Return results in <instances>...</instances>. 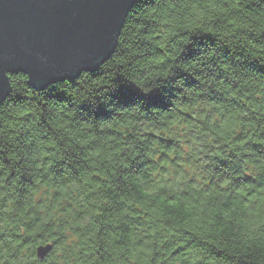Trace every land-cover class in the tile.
I'll return each instance as SVG.
<instances>
[{"label": "clouds", "instance_id": "clouds-1", "mask_svg": "<svg viewBox=\"0 0 264 264\" xmlns=\"http://www.w3.org/2000/svg\"><path fill=\"white\" fill-rule=\"evenodd\" d=\"M126 21L132 36L144 41L135 47L131 40L122 41L127 45L122 48L126 83L106 74L101 86L88 71L71 83L74 101L90 107L121 105L114 94L121 84L131 85L140 97L125 108L120 121L96 123L88 115L78 131L65 129L45 143L37 130L40 110L30 107L33 119L27 124L15 111L14 90L29 74L15 73L11 80L5 73L11 92L0 103V156L10 165L6 168L0 160V264H215L213 256L192 246L173 255L187 243V232L209 235L210 212L219 226L210 233L216 247L264 264V76L238 69L218 52L227 46L264 63V0H137ZM146 27L149 33L144 35ZM121 36L120 30L116 45ZM206 38L214 44L208 45ZM161 47L163 53H157ZM197 47L200 61L185 64L182 53ZM213 62L236 88L204 73ZM190 69L204 73L199 89L185 87L177 76L178 70ZM68 82L53 87L64 93ZM209 88L243 107L207 99ZM154 91L170 103L167 111L146 106L144 98ZM107 128L120 136H106ZM147 133L153 134L151 140ZM168 141L172 143L166 146ZM61 161L89 179L103 177L115 194L91 196L86 183H63L71 169L66 168L64 177L51 171ZM133 163L142 165L141 171L117 184L116 169ZM12 171L17 176L9 179ZM24 172L34 182L21 193L18 181ZM78 188L85 189L83 195ZM170 199L181 212L198 206L192 213L199 221L194 229L182 232L160 223L138 230L134 240L126 238L119 227L124 217L160 209ZM106 207L119 216L101 223ZM136 208L142 211L134 213ZM161 219L177 216L165 209Z\"/></svg>", "mask_w": 264, "mask_h": 264}, {"label": "trees", "instance_id": "trees-1", "mask_svg": "<svg viewBox=\"0 0 264 264\" xmlns=\"http://www.w3.org/2000/svg\"><path fill=\"white\" fill-rule=\"evenodd\" d=\"M136 4L137 2L135 5ZM130 28V22L126 21L124 26H122L121 40L117 42L115 52L107 61H105V64L101 67V69L99 67L95 72L90 73L93 75L91 79L97 81L101 86H104L106 74H110L112 79L116 82L126 83L123 78L125 52L122 50V48L126 47L127 45L122 44V41L125 39L131 40L133 47H135L136 44L143 46L144 43V41L136 39L132 36ZM148 33L149 28H144L143 34L147 35ZM208 35L211 36V34ZM156 39L159 40L160 37L157 36ZM206 39H209L206 41L208 45L211 46L214 44V40L210 38ZM156 51L157 53L162 54L164 50L163 47H161L156 49ZM218 52L220 57L230 61L238 69L256 74L258 76H264V63H261L252 57H246L243 50L233 51L227 46H222L218 49ZM201 54L200 48H189L186 52L182 53L183 62L185 64H196L200 61ZM204 73L209 76H214L217 80H223L225 83H231L233 88L237 87V84L230 80L228 74L225 71L215 68L214 62L213 67L205 69ZM204 73H202L199 69H190L186 72L178 70L177 76L181 78L185 87L199 89L201 86L199 78ZM13 74H8V78L15 80L16 77H14ZM78 77L76 79L69 80L70 82L68 83L70 87L64 93L53 87L54 84L42 89H35L28 84V79L26 77H21V79L24 80V84L19 89L14 90L17 105L15 109L17 113V119L25 124L30 123L33 119L30 107L38 108L40 110V115L37 130L41 134L40 139L46 143L48 141L55 140L56 136L65 129L70 131H78L79 123L88 115H90L91 119H93L96 123L110 124L113 121H120L121 113L125 110V108L131 107L129 104L134 103L136 99L140 97V93H138L137 90L131 85L121 84L114 94V98L117 99L121 105H113L111 107H104L102 104H94L91 107L88 105H80L73 99L72 90L74 86H71V83L75 85ZM77 83H80V81ZM9 96L10 94L7 96V98ZM206 98L215 100L218 103L226 104L229 107L233 105L237 107H243V105L239 104V102L236 100H227L214 88L208 89ZM144 99L146 100V106H158L159 110L162 112L167 111L171 107L164 95H162V93L159 91H154ZM21 113H27V115H21ZM146 116H150V113H146ZM185 116L190 118L188 113H185ZM105 135L108 137H119L120 133L116 132L112 128H107L105 130ZM146 135L150 140L153 138L152 133H147ZM18 139H21L22 142L21 137H18ZM127 140L129 142L133 140L131 134H129ZM165 143L166 146H169L172 142L168 141ZM0 160L3 161L6 168L10 165V161L6 157L0 156ZM16 167H19V162H17ZM66 168L71 169V174L66 180L63 181V183L75 182L78 185L86 183L88 184L87 191L91 196H113L115 194L113 188L103 179V177L93 176L91 179H89L86 175H84V173L79 171L76 167H73L72 164L65 165L64 161L59 162L55 167H53L51 171L56 177H64ZM141 169L142 165L138 163H133L128 169L118 168L116 169L117 175L115 177V182L119 184L123 176L139 173ZM15 176H17V173L12 171L9 174V179H12ZM81 176L84 177L83 180L80 179ZM33 182L32 176L27 172H24L22 175H20L18 183L21 186V193L26 190L25 186L32 185ZM92 189H96L97 191H92ZM84 191V188L77 189V192L81 195H83ZM115 192H121V194H123L122 190L119 188H116ZM87 198L88 197H85V199ZM197 207L198 206L196 205H190L185 207L181 212L179 211L178 202L176 200L170 199L168 200L167 204L160 209L153 208L150 212H143L142 215L124 217L125 223L120 224L119 227L124 233L127 234L126 238L130 240L135 239V235L137 234L138 230L153 228L160 223H162L165 227L176 225L180 231L186 232L188 229H194L199 223L197 217L192 214L194 210L197 209ZM165 209H168L170 214H175L177 216V220L161 219L162 215L165 213ZM141 211L142 210L139 208L133 209L134 213H140ZM109 216L114 218L118 217L119 211L114 212L111 208L106 207L100 222L103 223L104 219ZM177 221H179L178 224ZM218 230L219 226L216 224L210 212L206 225V232L209 233V235L206 236L205 233L187 232V243L181 245L180 248L175 249L173 255H180L182 254L183 248L192 246L198 249H203L208 255L213 256L215 258V264H258L256 261L244 259L238 255H233L232 250L229 248L216 247L214 243L215 237L211 236L210 233ZM224 239H227V236H225Z\"/></svg>", "mask_w": 264, "mask_h": 264}, {"label": "water", "instance_id": "water-1", "mask_svg": "<svg viewBox=\"0 0 264 264\" xmlns=\"http://www.w3.org/2000/svg\"><path fill=\"white\" fill-rule=\"evenodd\" d=\"M136 2L0 0V103L11 91L6 72L29 74L35 89L95 72Z\"/></svg>", "mask_w": 264, "mask_h": 264}]
</instances>
